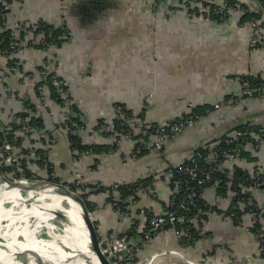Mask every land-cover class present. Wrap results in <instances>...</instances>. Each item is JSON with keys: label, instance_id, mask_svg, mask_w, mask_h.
Masks as SVG:
<instances>
[{"label": "crops", "instance_id": "obj_1", "mask_svg": "<svg viewBox=\"0 0 264 264\" xmlns=\"http://www.w3.org/2000/svg\"><path fill=\"white\" fill-rule=\"evenodd\" d=\"M211 1L23 0L9 4L2 21L15 39L26 41L30 27L41 20L54 27L65 25L70 38L58 47L26 50L22 73L3 69L8 58L0 54V75L5 74L0 88L4 85L9 91L0 93V126L11 125L13 117L23 111V100L29 99L40 111L36 114L44 130H35L31 139L24 138L22 148L37 145L39 134L45 139L39 141L41 144L48 145L46 138L50 139L43 168L51 165L59 180L72 185L76 174H81L89 190L147 179L152 183L148 186L155 197L142 195L122 213L108 206L104 192L90 196L94 202L90 214L103 241L127 239L129 247L138 243L146 209L154 214L161 212L170 194L168 179L154 176L189 161L195 150L237 126L264 127V20L255 21L259 41L253 49L252 23L243 22L239 10L231 11L227 20H215L211 17L213 9L203 4ZM239 1L257 9L251 0ZM36 74L50 75L52 81L56 77L67 84L65 104H58L45 84L42 98L32 96ZM244 76L260 80L254 88L258 91L251 96L243 95ZM118 105L145 123L166 124L194 108H205L206 114L159 152L134 153L130 140L106 154L80 155L72 150L63 118L70 108L79 113L82 127L74 134L81 142L105 145L109 137L97 127L113 122ZM254 144L245 142L239 147V158L227 164L230 175L235 166L251 176L256 169L264 170V145L256 148ZM220 183L215 181L203 189L201 197L207 209L198 240L183 245L171 230H166L148 241L137 259L144 262L154 257L152 264H264L258 260L263 255L257 236L242 226L247 224L246 215L242 223L226 215L241 206L234 202L231 191L221 190ZM252 194L264 213V185ZM131 231L135 236H128Z\"/></svg>", "mask_w": 264, "mask_h": 264}, {"label": "built area", "instance_id": "obj_2", "mask_svg": "<svg viewBox=\"0 0 264 264\" xmlns=\"http://www.w3.org/2000/svg\"><path fill=\"white\" fill-rule=\"evenodd\" d=\"M12 3H21L20 0H12L10 2ZM7 0H0V5L3 9V11L0 10V19L4 20L6 16V11L10 4ZM155 3V2H154ZM225 6H218V8L223 11L226 6V1H224ZM154 7H156V3L154 4ZM230 12V9H228L227 14ZM48 24V23H47ZM252 26L254 28H257L256 22H252ZM54 27V26H53ZM37 27H32L31 31H35ZM54 30L58 29L61 31V36L58 37L59 40H66L70 38V32L68 28L65 25H61L60 27H54ZM32 33V32H31ZM42 34L37 35V42L33 41H24L22 40H13L10 42V51L14 53H21L25 48H34V47H41L43 50H47L50 46H55L53 44L48 43L44 37L41 36ZM255 36H253L252 40H255ZM7 53V50H0V54L5 55ZM21 66V65H20ZM17 68L19 65L17 64ZM32 77L30 76V79ZM27 83V82H26ZM25 83V84H26ZM33 83V82H32ZM37 82H35L36 84ZM34 84V83H33ZM53 87L56 91V95L63 100V103L67 101L66 95H67V84L54 77L52 81ZM27 85V84H26ZM38 93L41 95V98L43 97V86L39 87ZM258 90L252 89V87L249 85V82L243 81L242 82V92L243 95L251 96L254 92H257ZM1 94H8L9 91L7 90L6 86H2L0 88ZM115 115L116 118L121 119L123 121V125L127 126L128 129L133 133V130H138V132H142L145 128H147L146 123L142 122L140 120H137L134 117L127 116L124 114L121 107H116L115 109ZM16 116V115H15ZM77 117V115H75ZM75 116H71L70 112L64 116V121H69L67 128V131H75L80 130L82 127V124L79 122V120H75ZM14 122L12 124H15L18 126L16 129H12L11 127H8L7 129L2 127V130L0 132L3 134V141L0 147V171L2 169L8 170L4 171L2 173L12 172V175L17 176L20 173H23L28 171L32 172L31 168L28 166H24L21 159L22 154V141H24V138L27 137L29 127L27 126L24 118H18L13 117ZM200 118L196 115H193L191 113H187L185 116L181 117L176 122L170 123L166 126H159L155 128L154 130V136L152 139L149 138V140H145L142 142L144 144V147L146 146L147 149L154 147L155 150H162L164 144L167 140L172 139L176 137L177 135L181 134L186 130L187 128H191L195 126L199 122ZM255 130L250 131H234L229 135V139L227 140V144L231 145L237 140L243 139L244 141H254L256 148H259L260 146L264 145V127H256ZM97 131L100 133H104L108 135L110 139L115 138V143L119 147V143L121 141V138L128 135H122L117 132H109L104 125H99L97 127ZM7 135H12L14 140L12 142H9L8 140H5V137ZM16 139L21 140V145L16 146L14 145V141ZM206 155L203 157L200 154H196V157H193L190 161V164H179L176 169L178 172L185 176L189 182H194L197 187H203L204 185L211 184L212 182H219V179L215 178V174L219 173L224 177V180L227 181L228 186L231 188L233 187L232 177L230 175V171L227 167V164L234 163L238 157H239V151L236 148H233L232 150H226L222 151L221 153L217 154L216 152H213V148H210ZM27 152L32 154L30 150H27ZM18 154V156H17ZM80 155H89L92 154L91 150H86L84 152L79 153ZM41 159L44 162H47V152L44 150V152L41 155ZM200 160H202L203 165H199ZM47 164V163H46ZM54 175V173H50L47 176L48 179ZM172 176L171 171L169 169H166L164 172H161L157 174L156 178L164 177L166 179H169ZM79 177V176H77ZM153 177V176H152ZM153 177V178H154ZM18 178V177H17ZM35 178V177H31ZM255 180L254 185L245 186L243 184H237V187L240 189V193L244 196L241 201H239V205L241 206V209L245 211L246 216L252 215L253 216V208L257 207L254 196L252 194V190H255V188H258L261 185H264V170L262 169H256L254 178ZM138 181L132 182L136 183ZM222 182V181H221ZM79 183V181H78ZM125 184H131V183H113L111 186H109L115 194L119 190V188L122 185ZM81 185V184H80ZM83 185V184H82ZM81 185V186H82ZM183 182L180 180L173 181V191L170 193L169 198L167 199L165 203L164 209L154 214L151 217H146V220L144 221V228L140 230L142 236L139 237V241L136 245L133 247H129L128 242L129 240H123L118 243H109L107 241H104L105 244V250H102V252L113 262V264H140V262L135 263V259H137V253H139L145 244L150 241L155 235L162 233L166 230H171L174 235L177 238H180L182 240L183 245H188L191 243H194L195 241L192 240L190 235L187 233V229L182 227V224L185 222L193 224L195 227H198V224L202 223V216L205 214L202 209H200L196 204V197L197 193L195 189L190 188L187 189V194L184 196V199L181 200L179 203H176L174 200V196L179 192V190H182ZM106 188L103 186H99V188ZM131 192L126 196L123 197L122 200L118 197H114L113 200L108 202V206L112 208L115 212H121L120 206L124 205V208L127 209L130 206H133L137 203L140 196L144 195L147 199H153L155 197V193L153 190H151V187L144 186L143 184L137 185L135 188L130 189ZM118 194V193H117ZM117 196V195H116ZM179 211H181L179 213ZM194 211L193 216L191 219L188 220V215ZM122 213V212H121ZM225 214V213H224ZM226 215L234 216L231 212H226ZM242 219L241 217L238 218V220ZM246 231H250V226L246 225L244 226ZM258 241L260 242L262 246V257L258 259L259 261L264 262V231L258 233L257 235ZM154 258V257H152ZM149 258V259H152Z\"/></svg>", "mask_w": 264, "mask_h": 264}, {"label": "trees", "instance_id": "obj_3", "mask_svg": "<svg viewBox=\"0 0 264 264\" xmlns=\"http://www.w3.org/2000/svg\"><path fill=\"white\" fill-rule=\"evenodd\" d=\"M7 1L10 3L12 0H7ZM20 1L22 3L23 0H20ZM222 1H226V6H227L223 11H221L217 5V3L219 4ZM258 1L264 6V0H258ZM203 4L205 5L204 7L209 6L211 8V10L213 9L212 10L213 16H211V17L214 18L215 20H218V21L227 20V18L229 17V13L227 14L228 9H230V12L233 10L241 11L243 13V15L241 16V20L243 22H251L252 23L255 21H259V20H264V17H263L264 15L259 10V8L253 9L251 6H248L239 0H212L209 3L203 2ZM0 10L3 11L1 5H0ZM194 11L196 13H198L197 9H195ZM32 27H35V28L37 27V29L35 31H30V32H32L31 33L33 36L32 39H34V40L37 39L38 34H42L43 36L42 35L41 36L44 37V39L48 43L53 44L57 47L61 46V44L65 41L63 39L62 40L58 39V37L61 36V31L58 29L54 30L53 29L54 27L47 24V22H45V21H42V20L38 21L34 26L30 27V30L32 29ZM21 38H22V36H21ZM14 39H15L14 33L9 29H5L4 28V22L0 19V50H7V53L4 56L8 58L4 62L6 64H4L3 69H5L6 71L9 69H16V71H19L20 73H22V70H23L22 67L20 65L18 68L16 67L17 64L19 63V57L16 56V54L14 52H11L9 49L10 48L9 44ZM37 47H39V46H37ZM39 48H41V47H39ZM0 72H1V68H0ZM35 78L33 80L34 84H33V86H31V89H32V96L36 100H38L39 95H40L38 93V91L40 90L39 87L43 86L45 84V86L48 85L47 88L51 89V95L57 101V103L60 104L61 106L64 104L63 100L60 99L56 95V91L52 85V79H50V75L48 77H43V75H40V74L37 75L36 74ZM3 79H5L4 73H2L0 75V85L3 84V81H4ZM243 81L249 82V85L253 89L257 85L259 86L261 84L260 80H258L256 82L255 79H253L250 76L242 77V82ZM35 82H37V83L35 84ZM22 106H23L22 107L23 111L18 112L16 114V116L18 118L22 117L25 119V122H26L27 126L29 127V134H27V137L31 139L30 135L35 130H38V131L44 130L43 129L44 126H43L41 118L38 117L39 115L36 114V111L38 110V108L36 107L35 103L33 104V102H31V100H29V99H24L22 102ZM116 107H121L125 115L134 117L132 115V113L130 111L126 110L124 107L119 106V105ZM69 110H71L70 111L71 116L79 115V113L78 114L76 113L75 109L70 108ZM207 110H208V108H207ZM204 111H205V113H204ZM208 112L209 111H207V113ZM39 113H40V111H39ZM189 113L196 115L197 117H199L201 119V117L205 116L206 109L205 108H194ZM185 115H183V116H185ZM74 118H75V120H79V118L76 116ZM179 119L180 118H178L177 120H179ZM177 120L171 121V122L166 123V124L146 123L147 128H145L142 132H139V133H135V132L132 133L128 129L127 126L123 125V121L121 119H118V118H115L109 126L107 125V127L108 128L110 127L112 130L110 128L109 129L113 132H117V133H120L122 135H128V137L127 136H125V137H127L131 142H133V152L134 153L138 152L139 155H143L149 149H147L146 146L144 147V144H142V142L145 140H149V138L151 136L152 137L150 139L153 138V136H154L153 132H154L155 128H157L159 126H166L170 123L176 122ZM68 124H69V121L65 122L66 127L68 126ZM102 125H104L106 127L105 124H102ZM8 127H11L12 129L18 128L17 125L12 124V123L10 125L9 122L4 126V128L7 129ZM254 128H256V127L250 126V125L237 126V127L233 128V130L229 131L226 135L221 136L218 139L212 140V141L208 142L206 145L201 146L200 148L195 150L191 159L189 161H186L185 163H182V164H190V161L192 160L193 157H196L197 153L203 157L208 152H210L209 148H213V152H216L217 154L221 153L222 151L232 150L233 148H236L239 151V147L244 145L245 142H253V141H244L243 139H241V140H237L236 142H234L231 145H228L226 142L229 139V135L234 131H245L246 132V131H250V130H255ZM66 137H67V140L69 141V143L71 144V147H73L72 150L77 151L78 153L84 152L86 150H91L92 154L93 153H96V154L105 153L106 154L110 150H118L117 144L115 142H111L112 139L109 140V143L105 144V145H99V144L98 145L97 144L96 145H86V144H83L81 142L79 136L74 134L73 131L68 130ZM42 139H44V138H42ZM128 139H125V140L129 141ZM3 140H4L3 134L0 132V146H1ZM5 140L12 142L14 140V138L12 135L11 136L7 135V137H5ZM14 142H15L14 145H16V146L21 145L20 139H16ZM36 142L37 141H35V143ZM33 144H34V139H33ZM36 144L37 145H33L29 149H25V150L23 149L22 154H20L21 160H22V163L24 164V166H28L29 164H35L37 167L36 170H34V168L32 169L33 172H28V171L24 172V175L27 178L34 177L33 173L35 171H38V172L42 171L45 174L44 170L42 169L43 166L45 165V163L41 159V155L44 152V144H41V143L38 144V142ZM39 145H41L42 147H40ZM27 150H30L33 153L29 155ZM240 154H241V152H240ZM202 163H203L202 160H200L199 165L200 166L203 165ZM178 165L173 166V167L170 166L167 168L171 171V174H172V176L168 179V181H169L168 185H169L170 193L173 191V181L180 180L181 182H183L182 190H179V192L174 196L175 202L179 203L181 200H183L184 196L187 194V191H188L187 189L193 188V189H195L197 196H198L195 199L197 206L200 209H202V211L206 212L207 207H206L205 202L202 200L201 195H202L203 189L205 187H207L208 185H210V183L207 185H204L203 187H197L194 182H189V180L185 176L181 175L178 172V170L176 169V167ZM47 166H48V168H46V174H48V175L50 173L52 174L54 172L53 167L51 165H47ZM1 171L4 172V171H8V170L2 169ZM7 176H10V174H8ZM10 177L15 179V178L19 177V175H17V176L12 175ZM231 177L233 179L232 182H233L234 186L230 188L228 186L227 181L224 180V177L222 175H220L219 173L215 174V178L222 181L219 184V187L221 188V190L226 191V189H227V190L231 191L232 194L234 195V200H235L234 202L235 203L237 202L239 204V201H241L240 199H242L244 196L239 192L240 189L237 187V184H243L245 186H249L252 184L254 185V183H253V182H255V180H253L254 175L251 176L244 171L240 172V169H237V167L235 166V167H233V173H232ZM50 180L54 183H58L60 181L58 178H52V177L50 178ZM75 182L71 186L67 185V184L66 185L68 187H70L71 190H75V189H77V186H78V188L80 186L79 184H77ZM212 183H214V182H212ZM63 184H65V183L63 182ZM139 184H143L144 186H148V185H151L152 183H151V181H149V179H147L146 181H140L139 180L136 183L125 184L119 188V190L117 191L118 194L117 193L115 194L113 189H111L110 187H107V188H101L100 187L99 190H96L94 188H90V190L89 189L86 190V188H83L82 189L83 192H80V193H81V196H82V198L86 204L88 211L90 213H92V211L94 209V202L91 199H89L92 194L104 192L105 194L108 195V197L106 198V201L107 200L111 201L114 199V197H118L119 199L122 200L123 197H126L131 192L130 189L135 188ZM92 191H94V192H92ZM169 196H170V194H169ZM169 196H168V198H169ZM106 205L107 204H104L103 207H105ZM161 205H162V203H161ZM120 209H121V212H123L125 210L124 205H121ZM240 209H241V207L240 208H233L230 211H228V212H231L234 214L233 220L236 223H238L239 217H241V219H242L246 215L245 211H243V209H242V211H240ZM180 212L181 211H179V213ZM253 213H254L253 216L247 215L244 218V220H246L247 224H249L251 233H253L255 235H257L258 233L261 234V232L264 231V217H263L264 213L262 212V210H259L258 207L253 208ZM155 214H157V213H155ZM193 214H194V211H192L188 215V220L191 219ZM153 215H154V213L152 212L151 209H149V210L146 209L145 216L147 218L151 217ZM203 218H204V215L202 216V220H203ZM246 221H244V222L246 223ZM182 227L187 229V233L190 235V237L194 241L198 240L202 236L201 235V227H202L201 222L198 224V227H195L193 224L188 223V222H185L184 224H182ZM133 235L135 236L133 231H131L130 234H128L129 237H132ZM141 236H142V234H140L139 237H141ZM259 244H260V242H259ZM260 247H261V251H262L261 244H260Z\"/></svg>", "mask_w": 264, "mask_h": 264}, {"label": "bare ground", "instance_id": "obj_4", "mask_svg": "<svg viewBox=\"0 0 264 264\" xmlns=\"http://www.w3.org/2000/svg\"><path fill=\"white\" fill-rule=\"evenodd\" d=\"M36 258L42 264H98L81 208L56 188L0 186V264H38Z\"/></svg>", "mask_w": 264, "mask_h": 264}, {"label": "water", "instance_id": "obj_5", "mask_svg": "<svg viewBox=\"0 0 264 264\" xmlns=\"http://www.w3.org/2000/svg\"><path fill=\"white\" fill-rule=\"evenodd\" d=\"M255 3L257 8L264 15V6L258 0H251ZM0 130L2 127L0 126ZM0 186L6 187L9 190L17 189L22 192L36 191L37 189L56 188L63 196L71 198L74 202L80 206L82 211V219L85 223V229L88 234V240L90 243V251L97 259L98 264H113V262L102 252L100 248L99 235L96 226L92 220L90 212L88 211L86 204L80 193H75L68 186L63 183H54L48 181L46 178L38 180L37 178H27L23 173L19 174L18 178H11L0 171ZM59 220L66 222V218L63 215L58 216ZM38 264H42L36 258Z\"/></svg>", "mask_w": 264, "mask_h": 264}, {"label": "rangeland", "instance_id": "obj_6", "mask_svg": "<svg viewBox=\"0 0 264 264\" xmlns=\"http://www.w3.org/2000/svg\"><path fill=\"white\" fill-rule=\"evenodd\" d=\"M250 1V0H249ZM217 5L218 6H225V3H224V1H222V2H220L219 4L217 3ZM231 12H229V14H230ZM5 19H6V16H5ZM4 19V20H5ZM30 34H28V37L26 38L27 40L26 41H33V42H37V40L38 39H32V35H31V32H29ZM253 36H255V40H251V46H252V48L254 49L255 48V45L257 44V42L259 41V32H258V29L257 28H255L254 29V34H253ZM15 40H17V41H19L18 39H15ZM23 41V40H22ZM26 41H24V43L26 42ZM30 49V48H29ZM26 50H28L27 48H25L24 50H23V52H21V53H19L20 55H21V57H19V63H18V65H22V64H24V62H25V58H24V56H22V54L24 53V52H26ZM30 82V81H29ZM28 83V82H27ZM23 85H25V83H23ZM32 85V84H31ZM26 86V85H25ZM82 120V119H81ZM83 125H84V123H83ZM99 125H102V124H99ZM97 126H98V124H97ZM107 127V126H106ZM105 127V128H106ZM110 128V127H109ZM108 127L106 128L109 132H111V130L109 129ZM28 131V134H29V130H27ZM95 132V131H94ZM139 133L138 131H136V130H133V133ZM112 133V132H111ZM45 137V136H44ZM125 139H128L127 137H122L121 138V141H120V143H119V146H122V144H123V142H125L126 140ZM173 139V138H172ZM46 140H47V142H48V145H47V143L46 144H44V150H45V148H49L50 146H51V141H50V139H48V138H46ZM52 140V139H51ZM109 140H110V138H109ZM129 140V139H128ZM170 140V139H169ZM169 140H167L166 141V143L169 141ZM37 142H38V144L40 143L39 141H41V143L43 142V141H45L44 139H42V135L41 134H39L38 135V138H37V140H36ZM115 141V138H113L112 140H111V142H114ZM36 142V143H37ZM47 145V146H46ZM165 145V144H164ZM164 147V146H163ZM50 150V149H49ZM149 150H155V148L154 147H151V148H149ZM155 151H160V150H155ZM17 156H18V154H17ZM47 158H48V155H47ZM20 161H22L21 159H19ZM1 165V164H0ZM30 168H31V170L34 168V170H36V165L35 164H29L28 165ZM1 167V166H0ZM47 168V167H46ZM46 168H43V170H44V172H45V174L42 172V171H40V172H38V171H35L33 174H34V177L35 178H37L38 180H41V179H47L48 181H51V180H49L48 178V176H47V174H46ZM33 172V171H32ZM5 175H8V174H10V176H12V172L11 173H9V172H7V174L6 173H4ZM77 176H79V177H77ZM52 178H59V176L58 175H56V174H54L53 176H52ZM76 182L75 183H77V184H83L82 186L80 185L79 186V188H78V186H77V189H75V190H73V191H75V193H80V192H83L82 191V189L83 188H86V190L88 189V187H87V185H88V182H87V180L81 175V174H76ZM74 180V181H75ZM78 181H79V183H78ZM58 183H63V181H59ZM76 184V185H77ZM65 186H67L66 184H64ZM112 185V184H111ZM111 185H109V186H111ZM71 186V185H70ZM96 186V185H95ZM109 186H107V187H109ZM70 188V187H69ZM81 194V193H80ZM240 211H242V209H240ZM91 215V214H90ZM242 223V222H241ZM242 226H246V224H244V225H242ZM98 235H99V233H98ZM99 237V242H100V248H101V250H105V244H104V241L101 239V237L100 236H98ZM148 259V258H147ZM147 259H145L144 260V262H142V261H139L138 259H135V263L136 262H140V264H144V263H146L147 262ZM151 260L152 259H148V262H147V264H152L151 263ZM146 261V262H145ZM192 264V263H191Z\"/></svg>", "mask_w": 264, "mask_h": 264}]
</instances>
